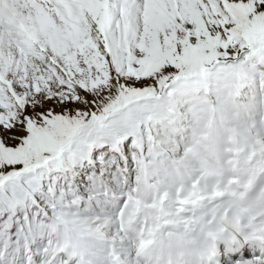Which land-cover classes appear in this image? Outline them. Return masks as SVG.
I'll list each match as a JSON object with an SVG mask.
<instances>
[{
	"label": "snow or ice",
	"instance_id": "1",
	"mask_svg": "<svg viewBox=\"0 0 264 264\" xmlns=\"http://www.w3.org/2000/svg\"><path fill=\"white\" fill-rule=\"evenodd\" d=\"M0 264H264V0H0Z\"/></svg>",
	"mask_w": 264,
	"mask_h": 264
}]
</instances>
